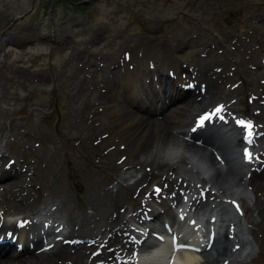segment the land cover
I'll use <instances>...</instances> for the list:
<instances>
[{"label": "rangeland", "instance_id": "obj_1", "mask_svg": "<svg viewBox=\"0 0 264 264\" xmlns=\"http://www.w3.org/2000/svg\"><path fill=\"white\" fill-rule=\"evenodd\" d=\"M68 1L0 0V35L15 16L26 12L32 15L25 18L24 27L34 26L32 19L42 23L47 14L56 24L73 9L83 12L82 7ZM87 6L84 11L88 9V13L84 14L89 15L88 27L85 33L81 30L79 38H89L101 22L108 24L112 31V42L91 47L71 44L57 50L38 46L30 54L16 49L6 56L0 53V107L6 106L0 109V149L2 161L12 159L18 164L12 173L21 176L25 187L22 194L35 195L45 203L54 202L56 215L66 220V228L73 230L80 224L90 232L95 227L101 234L114 224H106L108 215L103 220L106 193L100 189L112 184L110 176H117L112 169L119 155L107 149L114 135L108 137L105 131L99 134L92 122L98 96L107 94L98 77L105 74L104 69L108 70L109 65L110 71L124 48L138 45L145 38L153 39L160 47L175 44L174 55L179 66L185 70L195 67L196 80L200 82L211 75L216 79L221 77V86L213 101L225 103L235 99L233 111L242 113L245 100L254 102L264 93L260 77L250 74L253 66L257 67L255 72L263 71L258 63L260 52H264V0H95ZM39 30L44 33L45 27L41 24ZM40 53L47 55L35 60ZM102 55L105 58H99ZM3 58L11 65L5 70ZM104 128L107 130L109 126ZM96 137L102 138L99 141ZM161 160L166 159H157L158 163ZM176 170L179 175L197 182V176L186 166L178 165ZM157 174V169L148 173L141 184L147 181L148 188L158 183L162 176ZM15 179L0 183L4 185ZM80 180L82 187H77ZM0 190L1 195L6 194L5 189ZM134 190L130 192L133 194ZM132 194L122 195V214H131L130 207L136 208ZM133 196L137 198V194ZM80 203L87 209L80 210ZM252 204L253 201L244 199L245 217L250 221L254 219ZM1 208V216L10 213ZM87 214H90L88 223ZM257 220L259 226H248L255 229L252 238L260 245V253L256 257L244 256L239 264H264V217ZM77 262L76 255L62 261L64 264Z\"/></svg>", "mask_w": 264, "mask_h": 264}, {"label": "bare ground", "instance_id": "obj_2", "mask_svg": "<svg viewBox=\"0 0 264 264\" xmlns=\"http://www.w3.org/2000/svg\"><path fill=\"white\" fill-rule=\"evenodd\" d=\"M261 38H262V36H261ZM142 42L143 41H141L139 44L142 45ZM138 59L139 58H134V59L132 58V63L135 64V62ZM173 64H175V63H170L168 65V67H170ZM162 69L165 70L166 68L162 67L161 72H162ZM105 71H106V69H104V72ZM134 72H135L134 69H132L131 71L129 69H126L124 72L125 76L120 78V82H119L118 87L115 86L114 88L117 89L116 90L117 94L126 93L128 95V97L130 98V100L132 101V103H135V105H136V104H140V99H138V97H136L137 95H139L138 93H140V92L138 91V83H137V80L135 79L136 73H134ZM143 73H144L145 78L149 77V72H143ZM195 73L197 75L196 68L194 67L192 69V75ZM114 74L115 75L112 76L113 79L110 78V81H113L114 78H116V76L118 74H121V73L115 72ZM250 74L254 75V77H256V78L260 77L258 73L250 72ZM100 76H103V75L101 74ZM178 78H179V83H181V78H180L179 74H178ZM154 79H158V77L154 78ZM220 79H221V77H217V79H216V77L213 78V76L211 75V78L208 77L205 82L201 81V83H205L200 90L204 94V96L200 99V101L198 102L199 103L198 105L193 106L194 104L189 105V103H187L188 105L184 106L182 109L176 108L173 111H169V114L167 116L163 117L160 121L150 120V119L136 120L135 118H130L131 114H129L128 112H126V115H123L125 112V110L123 109L124 107H121V105H119L117 101L110 99L111 97L109 99L101 98L102 101L100 102V105H99V108H104L106 111H108V113L103 112V111L101 112V113H105V115H103L105 119L100 120L101 125L103 124V125L115 127L118 132H121L119 135L120 139H123V142L126 144V150L124 151V155L126 156V159H124L125 161L117 167L123 168V169L124 168L129 169L130 168L129 165H131V162H128L127 159L129 160L131 157H134L135 155L138 156V155L142 154V155L149 157L150 164H151L152 168L154 166H156L157 169H161V168L163 169L164 167H168L167 171L173 172V170H170V169L177 167L176 164H180L179 160L173 161L176 158V156H174V155L179 153L180 156L183 157L185 164L187 162V164L189 163L192 166H196L197 168H199L201 170L202 173H205V174L206 173H212V177L208 182H210L212 184L211 190H212V188H214L215 190H217V192H216L217 194L211 193L209 191V189H207L208 190L207 196L212 198V200L215 201L218 208H220L219 213H218L219 220L217 221V223L214 227V228H216V227L217 228L216 229L213 228V230H211V234H215L217 236V238L211 244V246L214 245V248H210L208 250H207V247H206V249L202 248L201 249L202 254H200L199 257L195 256L191 251H187L189 256L184 254V253L181 255L178 254L177 260H179V261L177 264H231V263H233L237 259V257H239L238 255L240 254L241 250L247 248L248 244H245V245L242 243L240 244L239 240L238 241H230L229 236H230V234H232V231L233 230L236 231L233 238L237 237V239H239L238 238L239 234H241L243 236L249 235V234L254 235L256 233L254 231L255 229L252 230V232L250 230H249V232H247L248 231L247 225L252 224V226H254V227L259 226V224H258L259 221L257 220V222H256V219L264 217V170L259 172L260 169L264 168V167H262L264 165V154H262V153L259 154V152L261 150L258 152V154H259L258 163L254 162L249 166H244V168L246 169V172L244 174L239 173V172L237 174H234L232 172V170L229 171L228 169L226 172H223L222 169H218L216 167L217 163H215L213 161L214 155L216 152L217 154H219L222 157V161H223V158H225L226 166H228V165L231 166V165L238 163V160L241 157V153L237 149L241 145V144H239V142H240L239 136L241 135V131H237L236 129H240V127H238V128L232 127L231 131L230 130H228V131L222 130V132L225 131V133L222 135L221 130H219V128L216 127L218 124H220L219 117L217 116L216 118H214L213 121L215 122V126H214L215 130L212 132H210V131L209 132L211 134L218 132L221 135V137L218 138L219 139L218 144L212 143L213 145L211 147L214 150V152H212L210 150H206V148H204V147H199V146L195 145V143L193 144L192 142H188V141L185 142V140H183V139H181L182 141L179 142L176 137L171 136L169 133V129L173 128V129H176L178 131L179 130L183 131L184 137L192 136V134L194 132H193L190 124L192 125L194 123V121H193L194 120V118H193L194 114L188 112V114L186 116L187 107L188 106L190 107V111H194L196 109V107L204 106L202 108H205L206 106L207 107L210 106L211 105L210 103L215 99V96L218 95L217 92L221 86V83L219 81ZM158 80L156 81V83L158 82ZM103 81L107 82V79L105 78ZM129 83H131V84H129ZM160 84H162L164 86L166 84V80L164 78H161ZM199 84H198V88H199ZM153 88H155V84L150 85V87L148 88V91H147L148 93L144 92V97L146 95H148V98L153 100L154 102H156V104L161 105V106L164 105L165 102L160 98V96H158L155 99L152 96L151 89H153ZM186 93H188V92H182L183 95H185ZM114 94H115V92H114ZM177 94H178L177 90L174 87H170L169 88V95L170 96L166 97V99L172 100V98H174L175 100H177L179 98V95H177ZM160 95L161 96L166 95V93L163 91V88L160 91ZM84 97H85V95H84ZM261 97H262V99H260V101L264 100V96H261ZM143 100H144V98H143ZM259 103H256V105L258 106ZM218 106H222V105L215 106V109ZM200 109H196V112L199 111ZM259 109L264 110V107H259ZM88 114H89V112H88ZM254 114H256V112ZM262 119H264V118H262ZM254 120L257 124H260V126L262 128H264V120L263 121H257L256 119H254ZM133 124H136L137 128H133ZM257 124H253V128L251 130L253 134L251 137H248L246 134V137L248 138V140L251 141V143L255 142L256 135L263 134L262 138L264 139V131L263 132L260 131V134L255 133V127ZM82 127H84V126H82ZM218 133H216V134H218ZM181 136H182V134H181ZM207 137H209L208 133L203 134V135H199V138L200 139L204 138L206 142H208V140H209ZM221 138L222 139L227 138V140L221 141L220 140ZM208 146H210V145H208ZM196 147H199V148H196ZM45 151H47V150H45ZM158 153H163L165 156H167L168 162H166L164 164L163 163L156 164L155 163V157ZM43 154H45V153H43ZM3 165H5V164H3ZM54 166H57V165H54ZM59 166H60V163H59ZM50 167H48V168H50ZM251 167H253V168H251ZM73 170H75V169H73ZM194 176H196V175H194ZM184 177H186V176H184ZM235 177L238 178L239 183L237 185L234 184ZM247 177H248L247 185H245V179ZM177 182H178V180H177ZM200 182L202 183V186H206V184L208 183L207 181H205L204 179H201V178H200ZM175 183H176V180H175ZM185 183H186L185 179L181 178L180 184L177 183V186H181L180 189H182L183 186L186 189L191 188L190 187L191 185H189L188 183H186V184ZM139 184H135V186L137 187V186H139ZM172 187H174V186H172ZM23 188H25V187H23ZM5 191H6L5 195L0 194L1 195L0 207H3V209H5L6 211L17 212V213L28 212L32 208V205L35 203V199H32L29 196V194L24 193L25 195H21L22 190L18 187V183H16V182H11L8 185H6ZM143 191L144 190H142L141 193H143ZM247 191H249L252 194V196L254 197V204H253L254 208L252 211V214L254 215L253 216L254 219L252 221H250L249 218L245 217L244 215H243V218H241L239 215H236V216H233V217H235V220L232 221V219H234V218L229 216V214L231 213L232 207L230 206L231 204L228 205V202L225 200V198H229L231 196L234 197V195H236L238 192H242V193L244 192L245 193ZM204 192H205V190H204ZM151 202H153V204H159L162 208H163V206L168 205V203H166L164 200H161V198H159V197H154V199H152ZM237 202L239 204H241L242 199H237ZM225 205H227V207H225ZM121 207H122V201L119 199V197L117 195L113 196L112 199L110 200V204H109L107 209L112 214L113 213L116 214V216H117L116 220H115L116 222H119L121 219H124V215H122L120 212H118ZM147 207H149V206L145 205L142 207V208H144L143 212H146V213L148 212ZM149 212H151V210ZM165 213L172 215V212L167 210V209H166ZM193 213H197V212H195V210H194ZM180 214L181 213H179L177 215L178 220L180 221V223H178V224L183 225V229H182L183 231H186L189 229H196V228L198 229V224H200V221H201V218L199 216H197V215L193 216L194 223L193 222L190 223L186 220V217L183 216L180 218ZM220 217H221V220H220ZM26 221L29 222V220H26ZM15 230L16 229H14V231ZM23 231L25 233V230H23ZM143 231H145V230H143ZM19 234H22V233L19 231ZM196 236H197L196 238H197L198 242H196V243L193 241L191 242L192 245H194L195 247L200 245L199 241L203 237V235L197 234ZM109 242H110V244H115V245L118 244L117 238H111V240H109ZM236 245H238L239 247L235 248ZM211 246H209V247H211ZM119 247L121 249H127V250L129 249L127 242H125V245L121 244ZM161 247H164V246H161ZM209 250H211V251H209ZM155 251H157V250H155ZM67 255H68V253H67V251H65V249L55 248L52 251L43 254V256H41V258L39 260H35V263L36 264H60L64 260V257ZM0 256H1V254H0ZM138 257H139V259H142V260L145 259L147 261H152V259H150L148 255H139ZM117 258H118V256H117ZM25 260L26 259H21V260L17 259V261H14V260L10 259L8 256H5L3 258H0V264H25L26 263V262H24ZM30 262L31 261H29V263ZM108 263H109V261H108Z\"/></svg>", "mask_w": 264, "mask_h": 264}, {"label": "snow or ice", "instance_id": "obj_3", "mask_svg": "<svg viewBox=\"0 0 264 264\" xmlns=\"http://www.w3.org/2000/svg\"><path fill=\"white\" fill-rule=\"evenodd\" d=\"M222 112H223V106H218L214 111H209V112L205 113L204 115L199 117L197 124H196V127H194L192 130L196 131L197 128L205 127L206 122L213 121L214 118H216L217 116L219 117V119L223 120L224 115L222 114ZM236 123L248 130L247 131L248 137L252 136L253 133L251 130L253 128V125L250 122L245 123L243 120H237ZM250 142L251 141L249 140V143ZM244 156L249 161L252 160V154L247 149H245V151H244ZM157 191H159V189H157ZM237 210H239V206H237Z\"/></svg>", "mask_w": 264, "mask_h": 264}]
</instances>
